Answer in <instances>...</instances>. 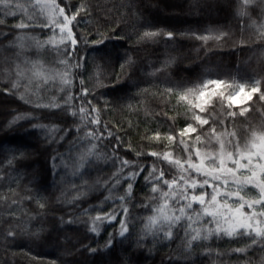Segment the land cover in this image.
<instances>
[{
	"label": "snow or ice",
	"instance_id": "obj_1",
	"mask_svg": "<svg viewBox=\"0 0 264 264\" xmlns=\"http://www.w3.org/2000/svg\"><path fill=\"white\" fill-rule=\"evenodd\" d=\"M193 6L200 7L201 0H193ZM203 6L210 10L217 7L209 0H204ZM222 7L241 21L238 45L252 43L244 37V32L249 28L253 30L260 42L253 43L259 49L255 54L257 66L246 67L250 58L243 62L245 67L237 66L226 79H209L212 73L205 70L202 83L192 86L170 79L162 81L165 85L162 89L153 84L156 91L151 95L163 101V108L157 104L160 111L156 112L147 99L150 89L136 87L142 81L128 85L127 80H121L116 73L115 80L106 84L104 80L112 77L105 78L101 65L95 61L89 67L87 51L81 55V46L99 52L108 44L128 40L129 49L124 51L120 63L123 73L137 66L134 46L161 34L174 38L173 31L146 27L142 32L115 36L114 33L121 30L122 20L118 19L115 27H105L111 20L97 17L96 6L90 0H0V41L7 42L0 43V48L14 50L11 56L0 61L3 64L0 83L4 85L0 92L17 96L32 109H12L16 114L4 127L12 130L28 124V128L22 129L24 135L39 131L45 149L53 144L59 148L68 141L65 151L53 150L51 172L53 176L63 173L60 183L77 180L79 183H68L57 199L69 205L83 204L90 193L107 192L98 203L79 209L86 217L84 224L89 233L99 235L102 228L118 225L108 234L105 249L114 246L117 235L127 239L135 231L136 247L147 248L149 253L179 239L178 255L169 256L161 264H192L191 258L197 249L201 257L228 254L245 257L236 264H264V117L258 123L248 119L251 115L248 102L254 95L264 105V0H236L234 4L229 0ZM256 9L259 11L253 15ZM10 19L14 21L11 24ZM81 24L84 28H80ZM46 32L50 34L44 36ZM131 35L136 36L135 41H131ZM190 35L205 45L209 41L222 44L234 32L224 30V26H210L202 34L191 32ZM32 49L35 52L30 55ZM45 53L53 54L50 61ZM101 56L103 58L104 53ZM175 60L169 57L159 68L150 63L152 71L145 75L155 77ZM89 80L94 81L91 87ZM128 87H136V92L130 93ZM51 90H56L57 95L42 94ZM64 93L67 95L58 103V96ZM173 97L177 106L185 109L183 126L179 128L177 122L181 113L169 115L168 110ZM141 104L145 122L156 121V127L145 128L137 147L131 133L139 130V121L134 123L127 119V127H124L114 118L106 120L104 117L108 112L125 110L129 115L137 114ZM217 105L219 111H213ZM46 110L60 114L45 115ZM35 112L42 115L36 116ZM34 120L49 122L32 123ZM160 121L168 124L166 132ZM237 121L243 123L237 124ZM125 135L129 136L127 142ZM28 144L29 141L21 140L17 145L0 147V203L8 204L9 218L17 221L0 232L5 247L13 246L8 241H15L18 233L40 240L45 232L43 225L33 230L31 221L46 211V184L33 176L24 187L29 195H21L12 187L15 184L19 188L25 169L34 163L31 155H38V149H29ZM103 168L112 170L104 172ZM34 183L35 187H29ZM69 192L74 195L69 197ZM25 202L35 203L40 211H22ZM109 203L112 207L105 211ZM141 212L144 214L140 215ZM59 220L66 227L74 222L71 215L67 220L62 215ZM212 242L241 246L226 250L206 246ZM257 249L260 250L258 261L248 256ZM73 251L94 256L101 248L81 244L78 249L73 246ZM21 252L32 257L31 249ZM48 264H58V261L53 259Z\"/></svg>",
	"mask_w": 264,
	"mask_h": 264
},
{
	"label": "trees",
	"instance_id": "obj_2",
	"mask_svg": "<svg viewBox=\"0 0 264 264\" xmlns=\"http://www.w3.org/2000/svg\"><path fill=\"white\" fill-rule=\"evenodd\" d=\"M210 3L217 5L216 8L211 10L204 7V0H201V6H193V0H90L93 6H96L97 17L104 20H111V23L106 24L105 27H115L118 19L122 20L121 30L114 33L115 36H120L125 32L131 34L134 31L142 32L146 27L154 29H163L165 31H173L175 33L174 38H168L164 35H160L155 39L142 42L139 46L135 47V58L137 60V66L135 69H125L123 73L120 72V63L123 59V54L126 49H129V41L124 40L122 42H114L105 46L99 52L94 50H87L81 46V55H84L87 51L89 67L95 61L100 64L103 71V76L106 78L111 76L112 79H105L106 84H111L115 80V74H120L121 80H127L128 85H132L133 81H142L136 87L149 88L150 93L147 99L150 101L151 108L159 112L160 108H163V101L159 97H153L151 92L156 91L152 87L153 84L158 85L161 89L165 86L162 81L170 79L172 81L182 80L185 86H192L193 83H202V74L205 70H209L212 75L207 77L209 79H226L228 74L235 72L237 66L245 67L244 61L250 63L246 65L248 68H255L257 66L256 56L259 49L253 46V43L258 45L260 42L256 40L254 32L251 28L244 32V37L250 39L252 43L249 45H238L236 42L241 37L240 25L241 21L234 18L231 11L222 7L229 3V0H209ZM236 0H231V3H235ZM122 4H128V8L120 7ZM111 10V11H109ZM256 9L253 15L258 12ZM127 12V15H122ZM134 13H138L134 14ZM96 17H93L95 19ZM19 19V17H17ZM11 19L9 24L13 23ZM210 26H224V30L234 32V35L225 40L224 43L218 44L216 41H209L207 45L204 42L195 39L190 35L191 32L203 33V30ZM95 27V25H93ZM80 28H84L81 24ZM91 30V29H89ZM104 29L102 28L101 31ZM50 33L46 32L43 35L47 36ZM93 39L97 38L95 36ZM136 36L131 35V41H135ZM0 43L6 44V41H0ZM13 49L0 48V61L4 57H9L13 54ZM35 49L29 50V54L32 55ZM101 53H104L102 58ZM45 57L50 61L53 57L52 53H45ZM169 57H175V63L168 67L164 72L157 73L155 77H148L145 74L152 71V67L159 68L161 62ZM151 63L152 67H149ZM0 67L3 64L0 63ZM132 73L129 76V73ZM88 76V73H85ZM2 79V78H0ZM243 83V80H241ZM78 85V78L76 81ZM94 84L93 80H89V86ZM4 85L0 83V87ZM136 87H128L127 90L134 94ZM24 87H21V91ZM78 90V87L75 89ZM48 97L57 95L56 90L47 91L42 93ZM103 94V90H101ZM64 93L58 96L57 102L63 101ZM145 99V98H141ZM78 104L79 101L77 100ZM135 104V100H133ZM251 111L249 120L253 123H258L264 112H261V108L264 107L257 95L253 96L252 101L248 102ZM159 104L160 108L156 105ZM19 108L20 111H31V107L24 105L22 101H19L17 96L7 95L0 92V147L17 145L21 140L29 141V149L37 148L38 155L33 153L31 159L34 161L31 167L25 169L26 175L21 182L19 188L13 184L12 187L16 189L21 195H29L24 191L25 185L28 181L33 179V176L38 181L46 184L47 191L44 195L48 197L46 211L40 213L32 219L33 230L36 227L43 225L45 232L43 238L40 240H34L26 234L18 233L15 241H8L12 247H5V243L0 239V264H48L50 260L56 259L63 264H161V261L165 262L169 256H177V248L179 245V239L173 242L171 245L165 244L163 247H158L152 253H149L147 248H138L135 245L136 233L133 231L132 235L127 239H121L118 235L115 238L114 246L111 249H105V245L108 234L114 230L118 225H110L101 229V234L96 235L89 233L87 226L84 224L86 217L81 215L80 208H87L90 204L98 203L99 200L107 195V192L102 193H90L89 197L85 198L86 202L81 204H66L62 200H58L61 191L68 186V183H79V181H68L66 183H60L62 172L53 176L51 172V160L53 150L65 151L68 141H65L63 146L57 148L55 144L51 148L45 149V142L40 139L42 133L36 131L29 136H25L22 129L28 128V124H21L20 128L8 130L4 125L11 119L16 113L11 111L12 109ZM254 109V110H253ZM169 115H175L177 112L181 113L180 119L177 122V128L183 126V112L184 107L177 106V101L173 97L172 103L168 105ZM213 111H219V105L212 109ZM59 115L60 113H53L52 110H46L47 114ZM36 116L42 115L40 112L33 113ZM106 120H112L113 118L122 123L124 127H127V119H131L134 123L139 121V130H133L131 133V139L137 147L141 144V135L144 133L146 127H156V121L151 123L145 122L144 105L141 104L140 111L137 114L129 115L127 110L120 112H108L104 117ZM150 119V116H149ZM32 123H48V120H34ZM57 122V121H54ZM243 123V121H237V124ZM162 130L167 131L168 124L164 121H160ZM229 128H231V122H229ZM71 137H69V140ZM128 135H125L124 140L127 142ZM114 143V142H113ZM111 151V148L108 149ZM179 152V149H177ZM111 168H103L102 171L109 172ZM95 175V173H93ZM29 187H35V183L29 185ZM74 193L69 192L68 196L71 197ZM140 195V193H138ZM109 203L105 207V211L111 208ZM23 210L31 211L32 213L39 212L35 203L25 202L23 204ZM9 207L8 204L0 203V232L9 223H16L17 221L10 219L8 216ZM14 211V209H13ZM95 214L94 212L92 213ZM133 214L136 215V209H133ZM144 213H140L143 215ZM64 216V219H68V215L74 218V222L70 226H64L60 223L59 217ZM27 218V217H26ZM55 226V227H54ZM51 230V231H50ZM67 237V239H64ZM79 240V243L77 241ZM151 244V240L148 242ZM81 244H89L91 247H100L101 251L94 256L88 255L86 252H75L73 246L78 249ZM210 246L212 248L219 247L222 250H226L229 247L241 246V245H229L227 243L212 242ZM28 249L32 250V257L22 254L21 250L27 252ZM200 249H197L193 257L191 258L192 264H212L213 261H218L219 264H236V261L243 260L245 257L236 255L225 254L221 257L213 255L212 257L199 255ZM260 250L250 251L249 257L258 261L260 259ZM39 258V259H37Z\"/></svg>",
	"mask_w": 264,
	"mask_h": 264
}]
</instances>
